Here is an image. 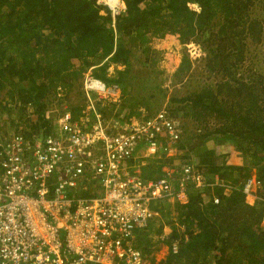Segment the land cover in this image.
I'll return each instance as SVG.
<instances>
[{
    "label": "trees",
    "instance_id": "16d2710c",
    "mask_svg": "<svg viewBox=\"0 0 264 264\" xmlns=\"http://www.w3.org/2000/svg\"><path fill=\"white\" fill-rule=\"evenodd\" d=\"M124 1L126 9L114 19L111 10L98 0H0L2 118L13 103L27 118L26 126L29 118L23 111L29 108L37 116L34 130L50 132L52 124L45 119L48 107L56 100H71L76 95L77 104L69 109L80 121L88 104L79 79L88 70L122 89L119 104L97 101V109L105 117L119 115L124 109L127 117L135 116L141 107L154 111L165 105L176 117L171 106H184L183 116L193 121L197 134L183 136L179 148L198 147L216 136L233 140L241 163L219 164L206 173L211 177L219 174L238 188L225 194L223 188L215 187L219 204L206 203L201 192L191 188L187 203L161 207L163 219L140 231L136 246L156 262L154 252L159 243L152 231L164 222L170 228L164 242L169 252L159 264H264V77L246 80L242 67L247 34L255 36L259 22L251 18L240 27L253 1ZM168 31L180 32L183 42L191 36L193 41L201 42L207 51V68L223 76L217 83H206L190 94L182 95L174 89L167 104L168 93L160 88L161 97L152 93L154 90L143 99L129 97L127 91L133 86L130 79L138 76L132 63L135 49L142 48L146 61L159 64L160 58L155 55L158 52L150 41ZM112 64L124 68L110 73ZM192 66V59L184 54L175 76L185 75ZM146 87L144 83L140 90ZM59 93L63 95L58 97ZM10 120L17 128L16 119ZM175 158L150 159L143 174H161L164 165H172ZM252 171L262 181V198L249 203L241 186ZM174 241L179 243L177 252L171 248Z\"/></svg>",
    "mask_w": 264,
    "mask_h": 264
},
{
    "label": "built area",
    "instance_id": "2783aa9c",
    "mask_svg": "<svg viewBox=\"0 0 264 264\" xmlns=\"http://www.w3.org/2000/svg\"><path fill=\"white\" fill-rule=\"evenodd\" d=\"M98 2L114 19L126 9L124 0ZM82 88L88 105L80 121L54 104L45 113L50 132L34 130L37 116L29 108L24 128L9 132L0 121V264H159L135 238L163 219L162 206L187 203L191 188L219 204L215 187L225 194L238 188L180 161L146 177L150 159L177 156L182 123L167 105L105 117L97 101L119 104L122 89L91 70ZM261 189L254 173L241 186L249 203L262 198ZM159 229L164 243L170 228L163 222ZM171 248L177 252L178 241Z\"/></svg>",
    "mask_w": 264,
    "mask_h": 264
},
{
    "label": "rangeland",
    "instance_id": "374dc122",
    "mask_svg": "<svg viewBox=\"0 0 264 264\" xmlns=\"http://www.w3.org/2000/svg\"><path fill=\"white\" fill-rule=\"evenodd\" d=\"M252 1L253 2L250 3L248 10V12L250 13L248 14L247 12V15L243 17L244 20L243 22H241L240 25V27H243L244 24L247 25L249 19L251 18L256 19L259 22L255 36L252 33L247 34V39L245 40L246 46L244 47V49L246 51V61L242 67L245 72L246 80H248V78L251 79L253 77L257 78L258 75L264 77V0ZM105 10L106 9L101 10V13H104ZM259 27H261L260 30H258ZM183 41L184 39L182 38L180 32L168 31L164 36L155 35L154 39L151 40L150 43L153 45V48L158 52V54H155V52L153 54L158 55V57L160 58L159 64H155V62L153 61H146V51L142 48L135 49V55L132 57V63L134 65V68L138 72V76L136 78L130 79V85L133 86L129 87L127 91L129 97H135V99L138 100L143 99V97L146 98L147 95L153 90L154 92L152 93H154L157 97H161L162 91L166 90L168 95H166L167 98L164 104H167L170 93L174 89H177L180 93H182V95L190 94L199 91L200 88L206 83L211 82L214 84L219 81L223 74L209 70L207 68V51L205 50L206 48H203L204 46L202 45V43L199 42L201 43L199 44L195 40L194 42L192 40V36L189 38L188 41ZM184 54H187L188 57L192 59L193 66L189 71L185 73V75H181V77H176L175 72L179 64L181 63V59ZM123 68V65L112 64V66H110L109 68V71L111 73L113 69L115 70ZM242 71L243 70L241 68V72ZM83 78L84 77L79 79L82 86ZM157 82H159L160 86H156ZM144 83L145 87L148 84V86L146 87L147 89L145 88L144 90H140ZM159 88L163 90H159ZM77 99L78 96L76 97V95H74L71 100H56L54 102V105H57L58 110L66 108L69 109L70 105L77 104ZM9 102L12 103V101L10 100ZM12 105L14 107L10 109L11 111L4 113V118H2L3 105L0 104V120L4 121L5 129L9 132L12 131L13 127L16 128L12 124H10V119L15 118L16 122L18 123V127L23 128L26 125L27 119L22 115V110H20L13 103ZM154 106L157 108V104H155ZM183 107L184 106L181 105H173L171 106V110L174 114L178 115H176V118L179 119V121L182 123L184 129L183 136L192 137L191 135H196L197 133L194 131L193 121L183 116V112L185 110V108ZM177 109H179V111H177ZM23 112L27 113V109H24ZM215 138L222 139V136H216ZM252 172L254 173V171ZM159 231H161L159 228L152 231L153 239L156 240L157 243H159L158 250L154 252L156 262H161L163 259H165L169 252L168 245L166 243H162L161 239L159 238Z\"/></svg>",
    "mask_w": 264,
    "mask_h": 264
},
{
    "label": "crops",
    "instance_id": "0c3cea01",
    "mask_svg": "<svg viewBox=\"0 0 264 264\" xmlns=\"http://www.w3.org/2000/svg\"><path fill=\"white\" fill-rule=\"evenodd\" d=\"M114 70V69H113ZM92 72V71H91ZM144 107H141L142 109ZM124 109L120 114L126 113ZM138 113L137 115H139ZM235 143L233 140L222 137V139L212 137L207 142L199 145L198 147L187 148L179 150L176 158L173 161L180 163H191L205 172H212L213 168L219 164L241 163L240 157L235 154ZM184 161V162H183ZM168 165L165 164L163 169ZM174 204V203H173Z\"/></svg>",
    "mask_w": 264,
    "mask_h": 264
},
{
    "label": "bare ground",
    "instance_id": "6f19581e",
    "mask_svg": "<svg viewBox=\"0 0 264 264\" xmlns=\"http://www.w3.org/2000/svg\"><path fill=\"white\" fill-rule=\"evenodd\" d=\"M109 1L112 5H114L115 3H117V0H107Z\"/></svg>",
    "mask_w": 264,
    "mask_h": 264
},
{
    "label": "clouds",
    "instance_id": "9594fccd",
    "mask_svg": "<svg viewBox=\"0 0 264 264\" xmlns=\"http://www.w3.org/2000/svg\"><path fill=\"white\" fill-rule=\"evenodd\" d=\"M124 3H125V1H124ZM125 6H126V4H125ZM108 7V6H107Z\"/></svg>",
    "mask_w": 264,
    "mask_h": 264
}]
</instances>
